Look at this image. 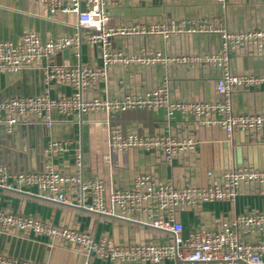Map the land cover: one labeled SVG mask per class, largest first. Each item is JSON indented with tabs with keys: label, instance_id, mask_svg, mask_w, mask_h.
Returning a JSON list of instances; mask_svg holds the SVG:
<instances>
[{
	"label": "crops",
	"instance_id": "crops-1",
	"mask_svg": "<svg viewBox=\"0 0 264 264\" xmlns=\"http://www.w3.org/2000/svg\"><path fill=\"white\" fill-rule=\"evenodd\" d=\"M108 11L109 22L113 25L196 19L212 20L228 29L264 26V0H226L224 6L215 0H121L109 4ZM77 27L75 14L52 15L42 3L34 0H0V40L15 44L26 30L36 31L43 39L49 34L70 35ZM147 47L159 49L169 56L212 54L219 52L221 38L219 34L203 32L173 34L168 38L148 35L111 39V48L124 54ZM61 52L18 71L0 72V99L41 93L45 65L86 63L100 66L101 63L99 45L83 43L78 55L72 52L68 57ZM225 66L229 72L238 75L264 74V48H237L229 54ZM222 71V67L208 64L113 65L107 69L106 76L97 79L89 88L86 96L118 97L128 92L144 93L164 84L171 99L215 101L220 98L215 81ZM70 92L68 86L55 85L52 88L54 95ZM230 100L235 113L264 114V85L236 89ZM51 119L50 127L31 121L16 126L11 132L0 125V164L9 171H35L50 160L65 173H77L83 178L98 176L107 186L120 188H127L140 174L175 186H205L217 182L225 170L233 167L264 168L263 132L248 134L235 130L227 135L218 126L202 125L192 116L180 112L167 117L164 109L147 107L109 115L103 112L63 115L54 110ZM111 128H118L124 134L130 131L169 134L191 139L193 145L174 156L169 163L155 152L134 148L110 151L106 135ZM50 140L61 142L64 149L46 154L45 147ZM76 152L81 156L79 164L76 163ZM0 209L87 231L95 238L107 235L115 243L166 238L165 233L154 228L2 188ZM244 212H264V184L241 188L234 200L185 209L178 218L183 225V234L187 235L196 228L214 225ZM239 237L245 242L264 241V233L248 229L239 231ZM0 254L47 264H113L88 256L62 240L13 229L0 228Z\"/></svg>",
	"mask_w": 264,
	"mask_h": 264
},
{
	"label": "built area",
	"instance_id": "built-area-1",
	"mask_svg": "<svg viewBox=\"0 0 264 264\" xmlns=\"http://www.w3.org/2000/svg\"><path fill=\"white\" fill-rule=\"evenodd\" d=\"M42 3L50 14H75L78 27L70 35L49 34L44 39L34 30L22 33L17 43L0 40V72H13L36 65L63 50L78 55L83 43L101 47L100 66L86 63L45 65L42 68L44 88L34 95H19L0 99V125L7 132L31 121L46 127L52 124L55 110L63 115L103 112L106 115L127 109L147 107L164 109L167 117L175 112L192 116L205 126H218L227 135L235 130L244 133H264V114L235 113L231 107V93L240 88L264 85V74H234L225 63L229 54L240 47L253 50L264 48V26L228 29L214 21L196 19H168L148 24L127 22L110 24L109 4L121 0H34ZM221 6L226 0H215ZM216 33L221 38L218 53L169 56L154 48H142L131 54L111 48V39L118 36ZM166 63L188 65L208 64L223 68L215 81L220 96L215 101L171 99L164 84L144 93L128 92L118 97L86 96L89 88L107 74L113 65L152 66ZM55 85L68 86L69 94L54 95ZM110 151L134 148L155 152L165 162L191 148V139L176 138L169 134L122 133L111 128L106 135ZM63 144L50 140L45 153L52 155L63 150ZM80 163V153H75ZM264 184V168L249 166L225 170L217 182L205 186L188 184L175 186L159 182L147 174L133 178L127 188L107 186L98 176L83 178L77 173L58 170L52 161L43 162L35 171H9L0 164V188L24 192L49 202L72 205L90 212L154 228L166 238L143 242L115 243L107 235L95 238L91 233L64 225H55L40 218L0 209V228L45 235L74 246L88 256H95L113 264H264V241L245 242L241 230L264 233V212H244L214 225L196 228L187 235L179 213L185 209L211 202L234 200L241 188ZM0 264H47L0 254Z\"/></svg>",
	"mask_w": 264,
	"mask_h": 264
},
{
	"label": "water",
	"instance_id": "water-1",
	"mask_svg": "<svg viewBox=\"0 0 264 264\" xmlns=\"http://www.w3.org/2000/svg\"><path fill=\"white\" fill-rule=\"evenodd\" d=\"M62 54H64V55H66L67 57L72 53V51L71 50H63L62 52H61ZM42 154L40 155V158L42 159Z\"/></svg>",
	"mask_w": 264,
	"mask_h": 264
}]
</instances>
